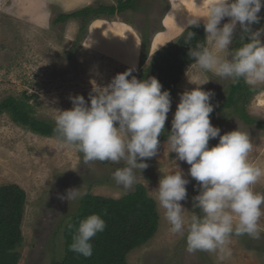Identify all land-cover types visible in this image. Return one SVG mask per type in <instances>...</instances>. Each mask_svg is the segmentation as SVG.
<instances>
[{
	"label": "rangeland",
	"instance_id": "374dc122",
	"mask_svg": "<svg viewBox=\"0 0 264 264\" xmlns=\"http://www.w3.org/2000/svg\"><path fill=\"white\" fill-rule=\"evenodd\" d=\"M37 1H33L37 6L34 14L45 22L48 10L38 6ZM70 1L64 3L65 8L90 0ZM101 1L107 4L117 2ZM206 2L202 0L197 8L195 0H137L132 9L116 13L113 17L102 16L104 19L91 20L86 33L79 37V20L71 27L69 21L63 26H51L50 23L48 28L34 27L23 19L11 16L8 8L1 5L0 101L8 95L19 96L25 91L33 96L31 102L36 106V115L55 122L57 109L72 107L70 96L82 95L87 102L93 90L109 83L117 73L134 69L132 74L137 79H148L152 77L147 75V69L154 54L173 45L186 28L185 17L202 12ZM51 9L52 18L53 12L60 9L56 6ZM259 16H264V7ZM227 20L225 18L221 24ZM258 28H264V22L254 30ZM239 35L238 25L230 48L237 47ZM144 39L147 42L145 58ZM261 41L264 42V35ZM205 79L209 81L200 87L215 93L211 100L214 105L210 115L211 124L219 127L221 134L237 127L247 131L253 142L249 160L264 168V127L246 125L237 118L234 107L222 106L233 81L221 80L199 69L194 61L183 64L181 75L174 84L165 132L158 137L161 144L157 156L146 161L149 167L141 170V174L139 169L135 170L136 182L129 190L118 186L113 180V172L122 167L123 162L94 161L85 164L83 155L73 148H57L56 136L34 133L27 127L15 124L7 113L1 112L0 186L18 184L26 193L22 239L16 247L20 254L17 264H52L62 258L64 227L81 202V199L69 202L60 199L70 188H79L80 192L90 195L120 198L140 183L155 199L154 191L150 190L158 186L161 175L177 170V164L189 180L186 185L188 198L180 203L189 210L185 215H190L193 210L192 197L198 194V183L188 175L190 166L186 162H174L176 154L169 153L166 136L171 128L179 94L191 90ZM256 86L258 92L251 96L245 110L264 121V84ZM216 143L218 138L210 139L209 147ZM254 191L264 194V178L254 185ZM155 201L160 215L158 229L149 241L127 254L128 264H221L216 254L203 251L188 253L185 240L170 232L163 210ZM258 223L260 238L233 236L230 244L232 255L222 264H264V215Z\"/></svg>",
	"mask_w": 264,
	"mask_h": 264
},
{
	"label": "clouds",
	"instance_id": "9594fccd",
	"mask_svg": "<svg viewBox=\"0 0 264 264\" xmlns=\"http://www.w3.org/2000/svg\"><path fill=\"white\" fill-rule=\"evenodd\" d=\"M201 3L195 0L197 8ZM262 7L264 0H207L202 12L185 17L186 43L196 37L189 30L192 26L200 27L202 22L205 32L204 42L189 47L188 57L199 69L221 80L242 78L251 86L264 84V28L252 29L260 22ZM225 18L227 22L221 24ZM238 25L239 47L230 48ZM133 71L117 73L93 90L87 102L82 95L70 96L72 107L57 109L53 130L56 147L73 148L83 155L85 164L123 162L113 172V180L125 190L135 184V170L141 174L149 167L146 161L157 156L158 137L165 132L172 103L169 90H162L157 78L137 79ZM209 79L179 94L166 136L169 153L176 154L174 162H186L188 175L198 183L191 214L186 216L187 209L180 203L188 198L189 180L176 163L177 170L161 175L158 186L150 191H154L170 232L185 240L187 252L216 254L222 264L232 255L233 236L260 238L264 194L254 191V185L264 178V168L249 160L253 142L247 131L237 127L221 134L211 124L215 93L200 87ZM217 138L218 143L209 147V140ZM84 195L79 188H70L60 199L76 201ZM67 227L74 229L69 250L90 258L91 240L106 224L99 214H91L78 226L68 222Z\"/></svg>",
	"mask_w": 264,
	"mask_h": 264
},
{
	"label": "trees",
	"instance_id": "16d2710c",
	"mask_svg": "<svg viewBox=\"0 0 264 264\" xmlns=\"http://www.w3.org/2000/svg\"><path fill=\"white\" fill-rule=\"evenodd\" d=\"M137 0H117L115 4H106L95 0L92 4L70 12L56 10L51 18V26L65 25L69 19L80 21L79 36L86 33L87 25L93 19L106 16L113 17L135 7ZM254 24L255 28L264 22ZM253 28V30L255 29ZM189 30L196 37L186 43V28L171 46L157 51L151 59L147 75L155 77L162 84V90H169L172 98L174 84L178 81L183 64L191 62L187 53L189 47L203 43L205 32L203 24L192 26ZM239 47V43L237 44ZM143 58L146 57L147 42L143 41ZM258 92L257 86H251L241 78L233 81L230 93L222 106L234 107L237 118L246 125L264 127V121L248 114L245 105L252 95ZM32 95L22 92L19 96L8 95L0 101V113H7L17 125L27 127L41 136H55V122L36 115V106L31 102ZM26 193L18 184L0 186V264H17L20 254L16 247L22 239L21 223L24 213ZM106 210V214H105ZM91 214H99L106 227L92 238L93 255L85 258L79 253L69 250L74 229L67 223L78 226L80 220ZM160 215L156 201L148 195L146 188L137 183L134 190L120 198H108L86 194L81 198L77 211L69 218L63 230L64 250L61 259L52 264H128L127 254L149 241L159 226Z\"/></svg>",
	"mask_w": 264,
	"mask_h": 264
},
{
	"label": "crops",
	"instance_id": "0c3cea01",
	"mask_svg": "<svg viewBox=\"0 0 264 264\" xmlns=\"http://www.w3.org/2000/svg\"><path fill=\"white\" fill-rule=\"evenodd\" d=\"M33 1H37V0H0V6L2 5L8 8V14H10L13 17L25 20L31 26L48 28L50 26L52 6H56L58 9H60L63 12H70V11L79 9L81 7L87 6L93 3L95 0H90L87 3H83L81 5L73 6L70 8L64 7V3L68 0H41L40 2L37 1L38 6L44 7L45 9L48 10V16L45 19V22H42V20H39V18L35 16L34 10L37 8V6L33 4ZM76 1L77 0H72L70 2L75 3ZM7 3L9 5H7ZM101 19H104V17H102ZM68 21H69L68 25L69 27H71L73 24H75L77 19L72 18V19H69Z\"/></svg>",
	"mask_w": 264,
	"mask_h": 264
}]
</instances>
